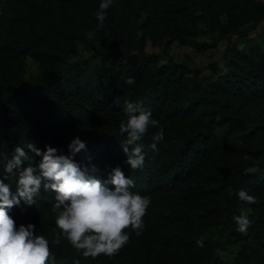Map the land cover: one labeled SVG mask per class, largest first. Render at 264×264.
<instances>
[{"label": "trees", "instance_id": "obj_1", "mask_svg": "<svg viewBox=\"0 0 264 264\" xmlns=\"http://www.w3.org/2000/svg\"><path fill=\"white\" fill-rule=\"evenodd\" d=\"M92 1L0 0L4 46L22 63L33 60L41 68L27 78L25 67L0 62V178L15 147L33 155L27 148L31 142L41 151L49 145L71 156L68 145L79 137L86 150L72 158L89 174L103 181L120 167L134 181L131 191L150 198L145 229L140 236L128 229L130 240L118 255L93 259L63 237L59 245L52 243L59 231L52 211L55 192L42 188L36 204L21 200L8 214L17 227L36 226L49 240L55 264H218L219 244L231 237L238 243L234 264H264V124L254 127L228 113L260 110L264 119V40L245 39L241 48L229 39L224 67L212 65L221 74L209 86L200 80L202 69L160 62L145 51L148 37H158L166 47L177 43L204 50L206 43L197 41L201 23L222 37L244 39L264 19V0H174L168 11L155 9L140 24L116 31L108 65L85 69L80 64L63 74L66 51L90 40L83 27L64 29L57 21ZM119 7L113 0L109 10ZM111 22L113 28L121 24L115 16ZM39 26L42 44L32 37ZM129 77L134 84L126 83ZM115 98L119 104H113ZM125 102L139 103L164 128L156 151L150 145L157 129L149 128L140 141L146 157L137 170L124 163L126 134L120 135L119 125L127 119ZM251 167L255 171H248ZM5 183H12L15 194V180ZM241 189L258 203L239 201L235 193ZM247 209L251 224L242 235L233 216ZM200 239L203 247L196 244Z\"/></svg>", "mask_w": 264, "mask_h": 264}, {"label": "clouds", "instance_id": "obj_2", "mask_svg": "<svg viewBox=\"0 0 264 264\" xmlns=\"http://www.w3.org/2000/svg\"><path fill=\"white\" fill-rule=\"evenodd\" d=\"M113 0H102L96 18L98 27H103L106 10ZM126 83H135L129 77ZM119 104V98L113 100ZM123 111L127 117L119 125L120 135L126 134L121 144L126 156L125 164L132 170L141 168L146 153L140 141L148 134L149 128L157 129L152 134L150 148L157 150V142L164 137V128L159 121L151 117L139 103L125 102ZM27 148L17 146L14 153L4 165V175L0 178V264H55V256L51 253L49 240L38 235L36 226H16L9 210L18 206L21 200L26 205L36 204V197L41 189L55 192V203L52 211L56 214L55 225L59 230L52 243L59 245L61 237L82 254L84 258H97L104 255L109 258L118 255L128 244L131 229L135 235H142L145 229L144 217L151 200L131 191L134 181L125 176L120 167L113 168L106 180H100L89 174L88 167H81L72 157L81 150H86V143L75 137L68 145L71 156L58 154V150L49 145L41 151L29 142ZM40 157L34 164L35 157ZM27 162V163H26ZM95 166L91 171L95 172ZM15 180L16 193L11 191ZM231 193V189L229 190ZM239 201L256 204L255 196L241 189L235 193ZM233 220L237 231L246 233L251 221L241 210ZM198 247L204 246L203 239L197 240Z\"/></svg>", "mask_w": 264, "mask_h": 264}, {"label": "rangeland", "instance_id": "obj_3", "mask_svg": "<svg viewBox=\"0 0 264 264\" xmlns=\"http://www.w3.org/2000/svg\"><path fill=\"white\" fill-rule=\"evenodd\" d=\"M174 0H119L120 7L118 10H106V19L103 27H98L99 21L96 18V13L99 10V5L102 0H93L89 5L82 7L79 11L71 10L57 21V25L64 29H76L83 27L85 34L90 42H77L66 51V63L62 70L65 74L70 69H76L80 65L82 68L90 67L100 68L108 65L111 60V54L114 51L112 38L116 31L122 29H130L141 23L145 17L151 15L155 9L159 8L158 12L168 11L169 6ZM154 5H157L155 8ZM115 16L120 18L121 24L112 27L111 19ZM202 31L197 37L199 43H206V48L201 51H196L189 46H183L177 43H172L167 47L160 43L158 37H148L145 43V51L149 55H158L160 62L173 61L187 66L192 71L202 69L200 80L205 86H209L216 81L221 74V71L216 72L212 65H216L218 69H223L224 62L222 58L228 46L229 39L243 48L245 39H260L264 40V19L260 21L257 27L248 31V34L243 39L238 35L232 37H222L216 32H211L208 25L201 23ZM43 26L37 27L32 33V37L40 44L43 43L42 32ZM155 36V34L153 33ZM152 35V36H153ZM0 34V62H5L11 69H20L25 67L26 77L31 78L38 75L41 68L38 62L30 60L27 63H22L14 58L10 51L4 46ZM229 114H236L238 117L245 118L251 126L264 124L262 111L257 110L250 112L246 109H228ZM256 168L251 167L248 171H255ZM249 209L245 213H249ZM238 232V231H237ZM240 233V232H238ZM245 235L246 233H241ZM234 237H231L229 242L219 244L222 250L220 262L218 264H234L237 254L238 243L231 242Z\"/></svg>", "mask_w": 264, "mask_h": 264}]
</instances>
